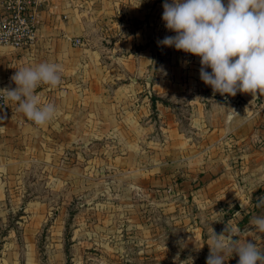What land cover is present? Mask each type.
<instances>
[{
	"label": "rangeland",
	"instance_id": "obj_1",
	"mask_svg": "<svg viewBox=\"0 0 264 264\" xmlns=\"http://www.w3.org/2000/svg\"><path fill=\"white\" fill-rule=\"evenodd\" d=\"M238 94L209 102L207 138L187 128L182 112L186 140H168L153 116L155 144L123 148L100 132L80 148L82 160L94 162L91 181L80 190H40L39 213L18 202L0 219V264H206L213 231L264 249L253 224L264 218V94ZM126 149L131 173L121 175L112 162Z\"/></svg>",
	"mask_w": 264,
	"mask_h": 264
},
{
	"label": "crops",
	"instance_id": "obj_2",
	"mask_svg": "<svg viewBox=\"0 0 264 264\" xmlns=\"http://www.w3.org/2000/svg\"><path fill=\"white\" fill-rule=\"evenodd\" d=\"M165 2L173 0H44L33 42L19 49L0 47V89L14 90L12 77L21 68L55 63L62 69L58 87L36 89L41 105L57 109L44 126L34 125L0 91L1 220L18 202L39 213L45 200L39 199L40 190H80L83 179L91 181L95 165L90 158L82 160L80 148L100 132L113 133L123 148L140 141L155 144V117L169 130L168 140L180 141L185 139L182 112L187 128L207 138L209 102L225 96L202 90L200 57L158 44L176 35L162 19ZM238 93L226 95L238 101ZM127 151L112 162L120 164L121 175L131 173ZM82 162L88 166L81 168ZM76 182V188L70 186Z\"/></svg>",
	"mask_w": 264,
	"mask_h": 264
},
{
	"label": "clouds",
	"instance_id": "obj_3",
	"mask_svg": "<svg viewBox=\"0 0 264 264\" xmlns=\"http://www.w3.org/2000/svg\"><path fill=\"white\" fill-rule=\"evenodd\" d=\"M163 8L165 26L176 35L158 44L200 57V78L214 93L264 94V0H228L226 6L223 0H173ZM61 71L55 63L21 68L12 77L17 87L0 91L34 125L44 126L57 109L52 103L41 105L36 89L58 87ZM253 224L256 232L264 233V218H255ZM233 237L238 236L213 231L206 264H224L227 253H236L238 264H264V249Z\"/></svg>",
	"mask_w": 264,
	"mask_h": 264
},
{
	"label": "built area",
	"instance_id": "obj_4",
	"mask_svg": "<svg viewBox=\"0 0 264 264\" xmlns=\"http://www.w3.org/2000/svg\"><path fill=\"white\" fill-rule=\"evenodd\" d=\"M44 0H4L0 14V47L16 49L34 40L39 8ZM74 44H80L78 40ZM0 105L3 97L0 95Z\"/></svg>",
	"mask_w": 264,
	"mask_h": 264
}]
</instances>
